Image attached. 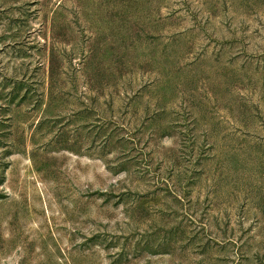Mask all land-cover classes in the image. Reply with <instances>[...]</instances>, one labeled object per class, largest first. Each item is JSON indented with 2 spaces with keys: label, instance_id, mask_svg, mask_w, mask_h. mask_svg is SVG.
I'll use <instances>...</instances> for the list:
<instances>
[{
  "label": "rangeland",
  "instance_id": "1",
  "mask_svg": "<svg viewBox=\"0 0 264 264\" xmlns=\"http://www.w3.org/2000/svg\"><path fill=\"white\" fill-rule=\"evenodd\" d=\"M0 264H264V0H0Z\"/></svg>",
  "mask_w": 264,
  "mask_h": 264
}]
</instances>
